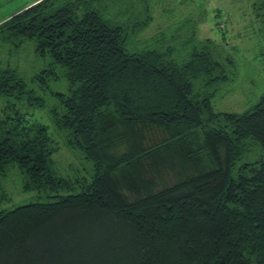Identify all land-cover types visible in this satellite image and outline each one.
<instances>
[{"label":"trees","instance_id":"1","mask_svg":"<svg viewBox=\"0 0 264 264\" xmlns=\"http://www.w3.org/2000/svg\"><path fill=\"white\" fill-rule=\"evenodd\" d=\"M175 1L35 0L0 21V264H264V95L214 111L234 58L190 17L146 34ZM49 101L52 127L28 112ZM59 142L90 179L60 174ZM14 169L36 195L1 210Z\"/></svg>","mask_w":264,"mask_h":264},{"label":"rangeland","instance_id":"2","mask_svg":"<svg viewBox=\"0 0 264 264\" xmlns=\"http://www.w3.org/2000/svg\"><path fill=\"white\" fill-rule=\"evenodd\" d=\"M35 0H0V21ZM264 0H182V3L166 2L158 7L155 20L146 34H156L162 29L173 30L175 24L191 18L184 31L196 28L197 40L211 39L226 54L234 58L237 74L232 82L217 87V95L212 100L215 112L244 113L264 95V28L260 9ZM164 5L169 6L167 9ZM182 23V22H181ZM183 31V32H184ZM62 91V84L53 86ZM29 109L31 118L51 126L48 109ZM53 132V129L50 128ZM60 150L53 157L61 175L78 171L79 176L90 179L92 165L79 162L77 154H72L59 142ZM77 161V162H76ZM6 185L11 201L1 207L12 209L15 205L33 200L35 193L23 192V180L18 170L11 171Z\"/></svg>","mask_w":264,"mask_h":264}]
</instances>
